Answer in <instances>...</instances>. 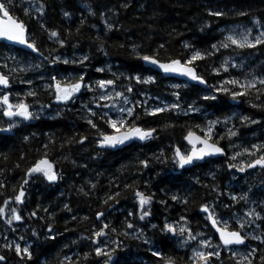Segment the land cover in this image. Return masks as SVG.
Listing matches in <instances>:
<instances>
[{"label": "trees", "instance_id": "obj_1", "mask_svg": "<svg viewBox=\"0 0 264 264\" xmlns=\"http://www.w3.org/2000/svg\"><path fill=\"white\" fill-rule=\"evenodd\" d=\"M41 4L44 6L42 16L36 11ZM9 8L14 17L25 23L30 40L36 42L43 56L0 43V72L9 74L11 81L9 89L0 88V93L9 92L13 103L24 99L30 105V111L38 115L28 121L16 120L18 126L11 132H0V206L5 200L10 201L6 215L0 218V255L6 257L0 264H68L65 257L74 262L79 260L80 264H97L102 258L90 256L88 260L82 259L84 253L94 247L82 237L91 236L103 223L117 231L106 230L109 235L102 240L122 241L123 248L115 257L117 264H160L159 259L151 255L144 238L155 248L162 249L165 255L172 256L175 264H190L191 247H181L180 237L166 238L159 226L169 222L179 228L184 223L180 218L186 217L187 226L194 233L203 232L216 243L218 236L205 224V214L200 211L204 204L214 208L216 214L227 219L233 227H236V218L251 219L245 233L249 231L250 236L264 239V219L244 216L245 212L255 209L264 217V169L238 172L227 167L230 156L240 151L241 146L264 143V95L253 89L248 96L237 101L223 94H217L216 101H204L201 97L209 94V89L192 84L174 89L173 84L183 85L185 82L164 77L136 58L137 53L152 55L158 51L161 61L170 58L183 60L193 49L210 48L238 26L258 33L264 28L254 25L253 21L259 20L264 25V0H12ZM25 9L29 15H25ZM216 11L224 15H209V12ZM241 12L247 15H239ZM108 25L112 26L111 29ZM51 31H57L59 38L65 40L63 47L55 42V38L49 39ZM185 43L191 48H184ZM85 55L89 59L83 65L50 63L53 56L78 61ZM228 57L232 58L230 63L237 59L245 61V69L229 67L228 72L221 71L219 76L213 74L212 69ZM25 67L29 71H20ZM195 67L208 85H216L234 76L241 79L264 77V46L222 49L209 59L197 61ZM98 68L105 71L97 72ZM10 69L15 71L10 72ZM245 70L248 73L245 74ZM113 73L119 77L116 91L129 84L125 77H156V83L149 85L131 81L134 91L126 94L133 101L147 100L150 107L163 106L176 102L172 92L179 91L182 108L194 103L200 111L188 115L180 111L165 112L153 117L144 115L143 108H137L140 119L136 123L144 128H156V139L134 141L118 150L100 148L96 143L95 129L86 123L85 105L101 111L90 103L93 93L83 91L74 102L58 103L47 85L53 83L52 76L63 80L85 74L86 80L95 81L113 79ZM22 80H31L32 83H22ZM28 91H34L36 96H26ZM141 92L146 95L141 96ZM257 95H260L259 100ZM241 116L257 123L242 124ZM229 117L231 119L225 125L223 120ZM8 119L0 111V127H7ZM217 119L221 121L215 128L217 136L226 135L233 126L237 131L230 140H219L225 155L204 159L186 169L174 168L172 149L180 146L183 150L187 146L183 140L187 129L195 125L203 127L208 121ZM165 125L170 126L166 128ZM84 136L87 139L79 143ZM45 144L49 145L47 150ZM45 151L59 178L48 182L42 176H33L24 185L23 204L15 203L14 197L27 178L25 171ZM162 151L163 157L157 160L155 157ZM141 160H148L149 166L143 167ZM134 191L152 197L151 204L146 206L151 214L144 221L138 219ZM117 192L120 193L118 197ZM173 195L180 199L172 200ZM232 195L245 196L246 202L233 201L230 199ZM185 199L187 204L181 202ZM11 208L17 209L22 220L8 225L6 220L11 215ZM134 211L136 215L127 219L137 229H143L141 238H136L134 230L124 227L127 213ZM33 212L36 216H31ZM98 212L104 213L101 221L96 219ZM49 225L52 227L50 235L55 236V240L47 238ZM125 230L132 234L122 235ZM14 243L21 247L31 245L32 259H21L14 250L4 247ZM195 246L196 242H192V247ZM251 248L259 249L254 261L259 264V256L264 255V244L259 240L249 238L246 246L235 250L247 255ZM230 257L229 251H222L220 261H214V264H221V261L236 264Z\"/></svg>", "mask_w": 264, "mask_h": 264}, {"label": "snow or ice", "instance_id": "obj_2", "mask_svg": "<svg viewBox=\"0 0 264 264\" xmlns=\"http://www.w3.org/2000/svg\"><path fill=\"white\" fill-rule=\"evenodd\" d=\"M12 4V0H0V40H5L11 43H16L23 45L30 49L33 53H39L43 56V53H40L36 42L34 40H29L27 34V27L22 20L14 18L10 15L9 5ZM43 4H41L36 11L42 16L43 15ZM25 15H29L28 9L24 10ZM68 15V13H65ZM209 15L212 16H223L224 13L220 11L209 12ZM239 15H247L244 12L239 13ZM254 25H261L264 28V25L261 24L259 20L253 21ZM44 27V25H41ZM111 29V25H108ZM49 39L55 38V42L58 43L61 47L64 46L65 40L59 38V33L57 31H51L48 33ZM184 48L189 49L191 45L185 43ZM258 46H264V30L258 32V34L253 35V30L251 28H246L243 31L236 32L235 29L231 30V34L224 36L217 43L211 44L210 48L204 50H192V53L187 58L181 59H168L167 61H161L158 59L159 52L152 55L140 54L137 53V59L142 60L145 63L151 64L162 71L163 74L167 76L179 75L186 77L188 81L195 82V84L204 85L209 89V94L201 97L204 101H216L219 97L217 94H223L228 96L233 101H237L240 97H246L250 92L255 89L261 95H264V77L248 79L245 77L243 80L240 78L232 77L228 79H223L218 82L216 85H208L207 80L200 74L197 73L195 63L197 61H203L209 59L210 57L216 55L222 49L227 50L232 48L233 50L240 49H254ZM161 48L164 45H160ZM103 50L102 48L100 49ZM15 59V57H10ZM89 57L87 55L83 56L80 60H69L62 59L60 56H53L50 59V63L57 64L63 63L65 65L81 64L83 65L88 61ZM44 60L48 61L49 57H44ZM7 68V64L4 65ZM34 67H39L35 65ZM229 67L237 68L242 67L236 63H230L229 58H224L218 67L212 69L213 74L219 76L221 71L228 72ZM10 72H14L15 69H10ZM22 72L29 71L28 67L20 69ZM105 71L103 68H98L97 72ZM113 79H98L95 81L86 80L85 74H78L75 77L65 78L63 80H57L55 76H52L50 79L53 83L47 85V89L52 91L55 101L58 103H68L74 102L78 94H81L83 91L92 92L93 96L90 103L95 104L97 109L101 111H95L92 107L85 105L84 107L87 110L88 118L86 123L90 128L95 129L97 140L96 143L100 148H117L121 145H125L135 140L147 141L156 139L155 133L157 132L156 128H144L136 123L140 119V116L137 114V108H143L144 115L147 116H159L165 112H174L180 111L184 115H188L190 112H199L200 109L195 107V104H189L187 108H182L180 101V92L174 91L172 95L176 98V102L171 104H164L163 106H148L147 100H131L126 93H132L134 91L131 86V81H135L136 84L140 85H149L156 83V77L154 75H149L144 77L142 75L128 76L125 77L129 81L127 86H123V90L116 91L117 80L119 77L116 73H113ZM22 83L31 84V80H22ZM10 76L4 72H0V88L9 89L10 87ZM257 85L262 86L258 88ZM185 84H173L174 89H180L181 87H187ZM26 96H36L34 91H28ZM141 96L146 95L141 92ZM260 99V95L256 97ZM110 102V103H109ZM132 105V106H129ZM253 107H258L259 105H252ZM43 107V106H42ZM0 111L4 117H8L7 127H0V132H11L14 128L18 126V122L13 118H20L22 121H28L31 119L38 118L37 114H34L30 111V105L25 102L24 99H18L17 102L13 103L10 100V93L5 91L0 93ZM110 113L114 115H110ZM115 116V118H114ZM228 119L223 120V123L226 125ZM241 123L250 122L257 123V121L250 120L247 116L239 117ZM221 123L219 119L214 121H208L203 127L201 125H195L194 128L199 130V133L194 130L193 127H189L183 136V140L187 142V146L182 148L176 146L172 149L173 155L171 157V162L174 168L186 169L188 166H194L197 161H202L206 157L216 156V155H225L224 148L219 146V140L231 139L237 135V131L230 128L227 130L226 135L217 136L215 128L216 125ZM170 125H165L169 127ZM27 139V137H25ZM87 139L86 136L81 137L78 141L83 143ZM49 145L45 144L44 148L47 150ZM233 147H236L233 145ZM163 151L160 153V156L155 157L157 160H160L163 157ZM247 156L249 159L242 160L240 157ZM164 162V161H161ZM140 164L147 168L149 166L148 160H141ZM227 167L229 169H235L238 172H245L248 169L260 168L264 169V143L261 144H252L250 147H242L240 151L234 152L228 161ZM42 176L48 182H55L59 177L54 170V164L48 158L47 151L35 161L32 166H30L25 171L26 179L23 180V183L20 186L18 194L14 197V201L17 204H23V198L25 196L24 185L28 184L29 179L33 176ZM2 187V185H0ZM95 187V185H93ZM130 188L131 185H126ZM120 195L119 192L116 193V197ZM133 196L138 204V219L144 221L146 217L150 216V211L146 206L151 204L152 197L150 195H145L143 192L134 191ZM109 199H115V197H109ZM172 200H179L180 198L177 195L171 197ZM233 201L245 200L246 197L241 196L237 197L232 195L230 197ZM182 203L187 204L188 201L182 200ZM107 204L108 201L106 200ZM163 203V202H162ZM10 205L9 200H5L3 206H0V218H3L6 215V208ZM228 207V205H225ZM65 208H68L65 205ZM70 210V209H69ZM46 211V210H45ZM200 211L204 213V220L207 226H210L211 229H214L216 236H218V241L213 243V240L207 237L203 232H193L190 227L187 226V218L181 217L180 219L184 221L183 224L177 228L175 223L165 222L159 226V231L167 238L180 237V246L181 247H191V255L189 257L190 264H214V261H220L222 251H229L231 253V259L236 261V264H254L256 255L259 251L258 248H251L248 251L247 255L236 251L237 247L246 246V241L251 238L259 240L261 244H264V239L259 236H250L249 233H245V228L252 223L251 219L236 218L235 224L236 227H233L229 224L227 219H224L218 216L215 212V209L210 207L208 204L201 205ZM11 215L6 220L8 225H12L13 221H21L22 216L17 211L16 208L10 209ZM136 215L134 212L127 213V216L124 221V227L126 229H132L136 232V238H141L143 234V229H137L136 225L127 219V217H134ZM31 216H36V213H31ZM245 217H255V219H264L255 209H251L244 213ZM104 217L103 212L96 213L97 221H101ZM75 219V217H73ZM153 228H157V225H152ZM110 225L108 223H103L100 227L92 232L91 236L82 237L90 241L91 245L94 247L91 251L84 253L82 259L88 260L90 256L96 258H102L97 260V264H117L115 259L118 251L122 250L123 244L122 241L102 240V237H107L109 235L108 230ZM112 232H116L115 228L110 229ZM52 233V227L49 225L46 230L47 238L50 240H55V236L50 235ZM132 233L125 230L122 235L129 236ZM35 236L36 233L33 232ZM23 240V237H20ZM143 242L150 246L149 250L151 255L157 257L160 261V264H175V260L170 255H165L160 248H155L152 245V242L147 238H144ZM192 242H196V246L192 247ZM75 243V241L73 242ZM5 248L14 250L15 254L21 259L27 258L28 260L32 259L31 245L21 247L19 243L5 244ZM239 257V259H237ZM6 257L0 255V261H5ZM65 260L68 264H80V261H73L70 257H65ZM63 264V262H62ZM221 264L223 262L221 261ZM259 264H264V255L259 256Z\"/></svg>", "mask_w": 264, "mask_h": 264}, {"label": "water", "instance_id": "obj_3", "mask_svg": "<svg viewBox=\"0 0 264 264\" xmlns=\"http://www.w3.org/2000/svg\"><path fill=\"white\" fill-rule=\"evenodd\" d=\"M10 15H12V14L10 13ZM12 16H13V15H12ZM13 17H14V16H13ZM14 18H16V17H14ZM27 34H28V38H29L28 29H27ZM29 40H30V38H29ZM30 41H31V40H30ZM1 42H4V43H6V44H8V45H12V46H14V47H16V48H20V49H23V50H26V51H29V52L33 53L30 49H28L27 47H25V46H23V45L16 44V43H11V42H8V41H5V40H0V43H1ZM33 54H38V53H33ZM145 64H146L149 68H151L152 70H154V71H156L157 73L163 75L164 77L179 79V80L185 81V82H187V83H189V84H192V85H198V86H201V87H203V88L206 89V87H205L204 85H199V84H195V82L188 81L186 77L179 76V75L167 76V75L163 74L162 71L159 70L158 68H156L155 66H153V65H151V64H148V63H145ZM198 134H200V133L198 132ZM135 141H139V140H135ZM132 142H134V141H132ZM132 142L127 143V144H125V145H121V146H119V147H117V148H107V149H108V150H118V149H121V148H123V147H125V146H128V145L131 144ZM141 142H143V141H141ZM185 142H186V141H185ZM186 144H187V142H186ZM219 146L222 147L221 145H219ZM222 148H223V147H222ZM220 156H223V155H216V156L206 157L205 159H208V158H216V157H220ZM202 161H203V160H202Z\"/></svg>", "mask_w": 264, "mask_h": 264}, {"label": "rangeland", "instance_id": "obj_4", "mask_svg": "<svg viewBox=\"0 0 264 264\" xmlns=\"http://www.w3.org/2000/svg\"><path fill=\"white\" fill-rule=\"evenodd\" d=\"M235 30H236V32L238 33V32H240V31H243L244 29H246V28H241V27H237V28H234ZM231 34V33H230ZM256 34H258V33H256L255 31H253V35H256ZM229 58V57H228ZM231 61H232V58H229ZM244 62L245 61H242L241 59H237V60H234L233 61V63H236V64H238V65H242V67H237L236 69H239V70H241V69H245L244 68ZM245 72V74L246 73H248V70H245L244 71ZM235 77V76H234ZM236 78H239V77H236ZM254 78V77H253ZM252 77L251 78H248V79H253ZM255 78H259V77H255ZM241 79V78H240ZM241 80H243V79H241ZM157 103V102H156ZM114 118H115V116H114ZM15 121L16 120H18V121H20V118H13ZM248 233H250L249 231H248Z\"/></svg>", "mask_w": 264, "mask_h": 264}]
</instances>
